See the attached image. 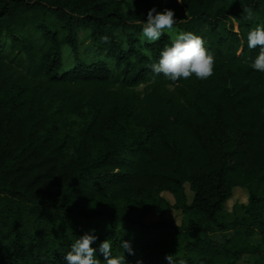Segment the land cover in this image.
I'll list each match as a JSON object with an SVG mask.
<instances>
[{"label":"trees","instance_id":"obj_1","mask_svg":"<svg viewBox=\"0 0 264 264\" xmlns=\"http://www.w3.org/2000/svg\"><path fill=\"white\" fill-rule=\"evenodd\" d=\"M154 6L204 39L212 77L154 76L171 39L144 43L135 23ZM258 24L264 0H0V264H65L92 232L114 255L131 241L128 264H264L241 250L264 235V73L247 47ZM239 187L245 217L221 222ZM172 208L200 216L176 224Z\"/></svg>","mask_w":264,"mask_h":264},{"label":"clouds","instance_id":"obj_2","mask_svg":"<svg viewBox=\"0 0 264 264\" xmlns=\"http://www.w3.org/2000/svg\"><path fill=\"white\" fill-rule=\"evenodd\" d=\"M177 3L183 4L184 0H177ZM246 18L252 20L253 14L249 11ZM180 20L176 18L175 10L165 8L160 11L154 6L147 12L146 21L135 22L143 25L140 39L144 43L153 44L166 33L171 39V44L160 52L158 62L151 64V71L155 77L163 75L171 82L187 80L193 76L198 80H207L215 74L216 59L202 37L175 27ZM258 46L260 52L250 63V68L255 72L264 73V24H258L247 33V47L255 49ZM145 54L151 57L150 52L146 51ZM97 239L94 232L77 238L63 258L65 264H101L97 252L103 255L104 264H128L125 253L135 255L131 241L122 240L120 247L123 251L114 255L110 240L103 241L98 249L93 247ZM165 259L168 264H184L183 260L174 259V255H168ZM137 264H143V261L138 260Z\"/></svg>","mask_w":264,"mask_h":264},{"label":"rangeland","instance_id":"obj_3","mask_svg":"<svg viewBox=\"0 0 264 264\" xmlns=\"http://www.w3.org/2000/svg\"><path fill=\"white\" fill-rule=\"evenodd\" d=\"M236 24V28H237ZM238 30V29H237ZM81 44L82 49H85L86 45L88 44L87 41H85L84 36L81 37ZM83 58L91 62L92 59L88 58L86 55L83 56ZM144 87H141L140 90H142ZM186 193L188 196L189 201L192 200L193 192L190 190L189 186H186ZM162 195L171 203H175V198L167 192L162 193ZM249 202V194L247 189L245 188H236L234 190L233 197L227 202L225 209L222 211V213L219 216V219L221 222H227L232 223L236 219H240L245 217L246 213L244 210V206L247 205ZM159 213L157 211H152L144 220L145 223L150 224L155 222L159 219ZM166 216L174 221L176 224H181L183 219L189 221V219H198L199 214L189 211L188 213L183 214L182 210H179L177 208L170 209ZM221 233H215V236L220 235ZM227 235L229 237L234 238L236 241H243L245 239V233L241 229H236L227 232ZM241 250L244 251V259L248 261H255L256 259L263 260L264 261V235L263 234H256L253 238V246L248 248H242ZM231 258V253L228 255H225L224 257H221L219 259V262L225 263Z\"/></svg>","mask_w":264,"mask_h":264}]
</instances>
